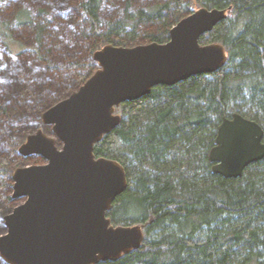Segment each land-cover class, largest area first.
Here are the masks:
<instances>
[{"label":"trees","instance_id":"1","mask_svg":"<svg viewBox=\"0 0 264 264\" xmlns=\"http://www.w3.org/2000/svg\"><path fill=\"white\" fill-rule=\"evenodd\" d=\"M203 7L230 8L199 39L223 45L224 67L121 104L119 125L94 145L95 157L118 162L127 178L106 217L144 234L139 249L99 264H264V158L236 179L212 174L208 161L219 124L234 113L259 124L264 139V0H0L1 234L8 205L24 201L8 195L14 170L45 163L20 157L19 134L44 128L43 112L72 93L49 104L61 83L71 76L78 89L105 45L166 43Z\"/></svg>","mask_w":264,"mask_h":264},{"label":"water","instance_id":"2","mask_svg":"<svg viewBox=\"0 0 264 264\" xmlns=\"http://www.w3.org/2000/svg\"><path fill=\"white\" fill-rule=\"evenodd\" d=\"M228 10L193 11L170 29L164 44L105 45L93 53L98 69L41 115L53 136L38 130L18 148L21 156H39L45 163L12 174V198L24 201L4 217L0 258L6 264H99L140 248V225L115 226L106 217L127 178L118 162L96 158L94 145L119 125L115 109L121 104L158 85L172 86L224 67L223 45H201L199 39ZM263 158L259 124L237 113L221 121L208 153L212 174L236 179Z\"/></svg>","mask_w":264,"mask_h":264},{"label":"rangeland","instance_id":"3","mask_svg":"<svg viewBox=\"0 0 264 264\" xmlns=\"http://www.w3.org/2000/svg\"><path fill=\"white\" fill-rule=\"evenodd\" d=\"M145 45V44H144ZM25 61H26V63L27 64H29V65H32V64H35L36 63V61L32 58V56H29L28 57V59H25ZM42 70V69H41ZM46 75H48V73L47 72H40L39 73V75L37 76V77H46ZM68 81V82H67ZM67 81H63V83H61V84H63V87L64 88H62V90L60 91V92H57L54 96H53V101L52 102H50L49 104H53L54 102H56V100H59V99H61V98H63L62 96L63 95H65V94H70L71 92H74L76 89H77V84H76V79L74 80L73 79V77L71 78V76H70V78H69V80L67 79ZM66 96V95H65ZM115 113L116 114H119L120 115V111H115ZM41 124H42V122H41ZM51 128V127H50ZM44 129H47V126H45L43 129L41 128V127H38V128H36V127H34V129H31L30 130V132H23V131H19L20 132V136L21 137H23L22 139H23V141H22V143L21 144H23L24 143V141L26 140V137L27 136H29V135H31V134H34L36 131H38V130H44ZM48 131V130H47ZM20 144V145H21ZM19 145V146H20ZM19 148V147H18ZM17 152H18V149H17ZM17 154V153H16ZM18 155V154H17ZM20 155V154H19ZM20 157L21 158H26V157H23V156H21L20 155ZM27 157H29V156H27ZM14 161V160H13ZM19 162V166L21 165L22 166V164H23V160H21V159H19L18 160ZM31 161H33V159H31ZM17 164V162H15L14 164H13V166H15ZM34 163L33 162H29V165H33ZM12 193H13V191H12V189L10 190V193L8 194L9 195V197H11L12 198ZM4 195H5V193L3 192V191H1L0 190V197L2 198V199H4ZM13 199V198H12ZM16 207V205L15 204H10V205H8V207H7V209H6V211L3 213V216H2V218H1V223H2V221H3V223L2 224H4V220H3V217H5L6 215H8L9 213H11L12 212V210L14 209ZM5 215V216H4ZM1 224V225H2ZM4 226V225H3ZM3 234H5V232L3 233ZM3 234H1V231H0V236L1 235H3ZM1 259V258H0ZM2 260V259H1ZM3 261V260H2ZM4 262V261H3ZM5 263V262H4Z\"/></svg>","mask_w":264,"mask_h":264},{"label":"flooded vegetation","instance_id":"4","mask_svg":"<svg viewBox=\"0 0 264 264\" xmlns=\"http://www.w3.org/2000/svg\"><path fill=\"white\" fill-rule=\"evenodd\" d=\"M43 127H45V126H43Z\"/></svg>","mask_w":264,"mask_h":264}]
</instances>
